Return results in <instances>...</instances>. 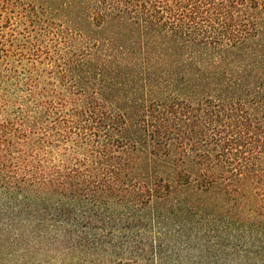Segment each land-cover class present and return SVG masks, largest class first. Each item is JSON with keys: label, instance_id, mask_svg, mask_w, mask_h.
<instances>
[{"label": "trees", "instance_id": "16d2710c", "mask_svg": "<svg viewBox=\"0 0 264 264\" xmlns=\"http://www.w3.org/2000/svg\"><path fill=\"white\" fill-rule=\"evenodd\" d=\"M0 264H264V0H0Z\"/></svg>", "mask_w": 264, "mask_h": 264}]
</instances>
